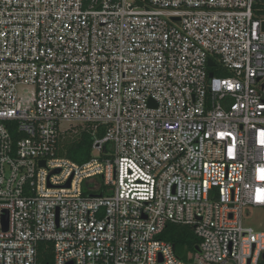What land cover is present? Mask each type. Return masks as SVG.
I'll use <instances>...</instances> for the list:
<instances>
[{
	"label": "built area",
	"instance_id": "1",
	"mask_svg": "<svg viewBox=\"0 0 264 264\" xmlns=\"http://www.w3.org/2000/svg\"><path fill=\"white\" fill-rule=\"evenodd\" d=\"M263 25L264 0H0V264H264ZM77 125L83 164L56 156Z\"/></svg>",
	"mask_w": 264,
	"mask_h": 264
},
{
	"label": "trees",
	"instance_id": "2",
	"mask_svg": "<svg viewBox=\"0 0 264 264\" xmlns=\"http://www.w3.org/2000/svg\"><path fill=\"white\" fill-rule=\"evenodd\" d=\"M97 136L101 137L102 133L97 134ZM93 139L91 131L84 126L77 125L60 137L57 143L56 156L69 159L77 164H83L92 158ZM159 239L169 243L177 258L182 261L187 260V254H195L199 246V239L191 227L179 224H167ZM45 247V244L41 245V253ZM46 255L49 256L50 254L46 253ZM48 262L41 260L43 264H48Z\"/></svg>",
	"mask_w": 264,
	"mask_h": 264
},
{
	"label": "rangeland",
	"instance_id": "3",
	"mask_svg": "<svg viewBox=\"0 0 264 264\" xmlns=\"http://www.w3.org/2000/svg\"><path fill=\"white\" fill-rule=\"evenodd\" d=\"M215 74L217 76H221L224 73L221 71V69L217 70L214 69ZM69 124H61L62 129H67ZM89 195H92V193H89ZM244 217V226L245 227H252L255 230H263L264 231V211H259V210H245L243 213Z\"/></svg>",
	"mask_w": 264,
	"mask_h": 264
},
{
	"label": "water",
	"instance_id": "4",
	"mask_svg": "<svg viewBox=\"0 0 264 264\" xmlns=\"http://www.w3.org/2000/svg\"><path fill=\"white\" fill-rule=\"evenodd\" d=\"M262 28L264 29V25L262 26ZM208 66H209V67L213 66L212 61H209V62H208ZM211 76H212V74L209 75V77H211ZM44 164H45L44 161H41V162H40V165H41V166H44ZM58 172H59L58 170H55V171H54V173H58ZM69 183H70V180L67 182V184L65 185V187H69ZM6 221H7V215H4V216H3V223H4V227H5V228H6ZM197 251H198V249H197Z\"/></svg>",
	"mask_w": 264,
	"mask_h": 264
}]
</instances>
